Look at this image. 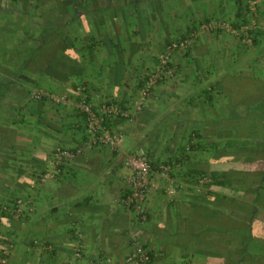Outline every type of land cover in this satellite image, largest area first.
Masks as SVG:
<instances>
[{
    "label": "crops",
    "instance_id": "0c3cea01",
    "mask_svg": "<svg viewBox=\"0 0 264 264\" xmlns=\"http://www.w3.org/2000/svg\"><path fill=\"white\" fill-rule=\"evenodd\" d=\"M19 1L0 0V251L13 249L11 264H133L127 257L135 245L152 255L151 264H235L236 259L239 264H264V250H250L252 242L246 254L232 258V231L247 232L250 222L230 212L225 203L230 201V190L198 186V171L220 172L229 168L228 161L217 164L210 147L185 156L177 147L180 139L177 146L175 141L180 130H204L211 136L209 132L226 118L212 119L216 112L225 114L227 105L221 100L206 103L203 95L207 81L222 89L223 75L207 80L204 72L205 67H221L226 59L224 51L217 54L221 36L209 42L201 39V53L192 52L191 70L184 67L179 78L161 82L147 95L148 101L144 99L143 110L135 111L139 91L157 63L146 52L148 40H154L147 39L145 10H131V15L83 8L42 13L29 4L33 0L27 4L24 0L19 10L15 7ZM242 4V0L216 1L201 17L207 11V18L227 11L240 14ZM135 25L137 33L131 27ZM56 27L72 35L74 47L68 38L64 44L55 43ZM59 48L67 56L64 62L53 53ZM78 85H86L95 106L115 100L134 111L132 122L131 118L117 122L124 138L116 151L90 141L74 105ZM167 86L168 92L163 91ZM36 92L44 94L42 100L33 97ZM59 96H67L68 105L56 103L53 97ZM157 138L160 143L165 139V158L174 161L175 191H170L169 180L152 170L155 187L144 205L148 220L141 222L122 202L130 170L127 159L144 142L150 163L159 161L162 154L154 151ZM62 147L72 150L74 157L44 178L54 150ZM204 153L211 156L201 159ZM255 160H264V151ZM257 190L263 202L264 190ZM18 197L29 204L22 212L16 211ZM261 210L253 225L264 223ZM256 238L260 240L256 246L262 247L264 234ZM78 242L84 247L80 258L73 253Z\"/></svg>",
    "mask_w": 264,
    "mask_h": 264
},
{
    "label": "rangeland",
    "instance_id": "374dc122",
    "mask_svg": "<svg viewBox=\"0 0 264 264\" xmlns=\"http://www.w3.org/2000/svg\"><path fill=\"white\" fill-rule=\"evenodd\" d=\"M23 1L24 0H20L19 2L15 3V7L19 8V10H23V5L25 4V3H23ZM43 1L44 0H33L29 4L33 5L32 8L35 9L36 11H40V12L43 11L42 13H44L46 11H49V12L60 11L61 9H71V10L79 11L80 9H82L85 6L83 3H81V4L75 3L77 5H75V4L70 5V3L67 2L69 0L51 1L47 6H45V5L43 6V4L41 5V2H43ZM63 1H65V2H63ZM134 1L135 0H133V4L136 2V1L135 2ZM138 1L141 5L140 9H143L146 11V18L144 17V19H146L147 24H148V26L146 27L147 33H148L147 39H151V40L153 39L154 40V43H153V41L151 42L150 40H148L147 45L150 47L148 49H146V52L148 54L153 55L150 57L152 60L151 62H153V64H155V61H157L156 65L153 66V68H154L153 72H155L157 70V68L159 67V55L162 52H164L165 49L170 44L179 43L180 41H184L186 39L190 40L189 44H186L184 46L176 48V50L171 55V65L172 66H170V68H168V70L165 71V73L167 74V77H170V79L165 78L163 80H159L157 85L154 88H152L151 91H153V89L157 88V86L163 81H165V84H168V82H166V80L172 81L175 77L179 78V76H181V74H182V71H181L182 68L184 70V67L185 68L189 67V70H191V68L193 67L191 65V64H193V62L191 60V58H193L192 52L195 51V52L201 53V49L198 48L199 45H201L200 47H202V44L200 43L201 39H204L205 41L209 42V41H212L211 39L209 40V38L221 36L220 39H223V41H221L222 46H219V48H221V49L220 50L217 49L216 51L219 50L217 52V54L220 52H223V51L225 53L226 59L223 60V58L220 57L223 60L222 64H221V67L223 68V70L220 69L221 68L220 65H217L215 67L212 66L211 69L205 67L204 72L206 74L205 79H207V80H210V79H213L216 77H220L223 75L224 78H223V81L221 83L222 89L220 90L219 87L217 88V87L213 86L214 83L211 84L207 81L206 82L207 87L205 88L206 90H204V92H203V95L207 97V100L205 97H204V100L206 101V103L207 102L211 103L212 101H215L218 103V100L219 101L221 100L224 103H226L227 110H226L225 114H218L216 112L213 115H211V117L213 119V116H214V119L221 120L224 118V115H225L226 116L225 119L227 121L223 120V121H226L223 124H225L226 128L230 129L231 131H233L232 129L235 126L240 127V125L242 127V133L243 134L246 131L247 132L248 131H250V132L251 131H257L259 129V126H260L259 120L261 119L260 118L261 116L258 114H255V113L260 112L261 110H264V0H242V2H243V4H242L243 12L242 13L239 14L238 12L234 13V12L227 11L225 14H222V16L221 15L220 16H212V17L209 16L208 18L206 15H207L208 11L212 10V8H211L212 5L215 4L216 1L219 4V2H222L223 0H221V1L220 0H137V2ZM131 2H132V0H131ZM36 3H38L39 6H37ZM151 3H152V6H151ZM227 3L230 5L229 1ZM235 3H236V1H235ZM34 5H36V6H34ZM155 5H157V6H155ZM85 7H84V9H86ZM133 7L134 6L131 5V8H133ZM207 8H208V11L206 12L205 16L201 17L203 12H205ZM238 10H239V7H238ZM38 17L42 21L43 17H41L39 15H38ZM131 20H133L132 17H131ZM211 20L212 21L213 20L219 21V22L226 21V22H229L230 24L234 25L235 27L247 25L249 27L248 37H246L247 35L245 36L244 34L235 36V35L231 34L230 32L222 31L219 29H214V30L208 31V32H202L200 30L201 25L206 24V23H208V21H211ZM131 27H133V31L137 33L136 25L131 26ZM56 28L58 29L59 27H56ZM135 28H136V30H135ZM138 32L140 34H142L143 28L140 27ZM37 33H39V32H37ZM42 36H43V34H39L38 39L42 38ZM1 38L4 39V36L2 35ZM56 42L61 43V39H59V37H57L55 43ZM212 44L214 46V43H212ZM0 47H1V45H0ZM226 48L229 49V51H225ZM212 52H214V51L211 50L210 53H212ZM53 53L57 56V58H59L58 60H62V62L65 61L66 57L60 58V56H59L60 53L57 49H55ZM56 56H54V57H56ZM229 61H230V64H229ZM197 66L198 65H195V68H197ZM186 70L187 69H185V71ZM153 72H151V73H153ZM229 73H231V74H229ZM228 74H229V76H228ZM174 83H176V81H174ZM79 86H82V85H79ZM83 86L86 87V85H83ZM143 87H144V84L139 91V97L137 99L138 106H136L134 104L135 105V111H137V108L140 109V107L143 106V104H145L148 101L146 99L147 96L145 98H143V96H142ZM162 90L165 92H168L169 87L168 86L162 87ZM168 97H171V95L169 93H168ZM35 99L41 100L38 98H35ZM144 99H146L147 101H145ZM91 103H93V102H91ZM64 105H68V104H64ZM144 107H142L138 111H142ZM230 107L232 109L234 108V110L237 113H231ZM217 108H219V105ZM260 108H262V109L260 110ZM126 110H128V109H126ZM132 110H134V109H132ZM228 110H229V112H228ZM251 111L255 112V113H253L255 115L251 114L248 116L247 115L248 112H251ZM133 112L134 111H131V113H130V111H128V113L131 116L130 117L131 122L133 120ZM234 114H235V116H237V115L242 116L245 114L246 115L244 118H242L243 120L241 119V120L237 121V119L233 118V116H232ZM130 118H124L123 117L122 119H124V120L122 122H124L125 120H129ZM245 125L247 127L246 129H245ZM224 127L221 128V124H219L218 127L216 128V131H210L209 132L211 134V136L205 135L204 130H190V131L180 130V131H177V132H175V134L177 136L176 140H175V141H177L176 146L178 143L181 142L179 144V146H177V147H180V149L183 150V155L188 156L189 152H191L192 155H195L196 153L193 154L192 151H196V150H192L190 148V145L192 143H195V141H197V143H199V141H201L200 139H198L196 132H200L202 134L201 139H205L207 137V140L205 139V141L203 143L210 142L212 140L213 141L217 140V141H221L222 143H225L227 135H226V132L224 131L225 130ZM114 130H121L122 133L124 132L123 129H120V128H116ZM181 133H182V135H180ZM257 133H258V131H257ZM230 136L232 139L237 140V137L234 133L231 132ZM168 137H169V134H168L167 138ZM179 139H180V142H179ZM156 140L159 141L158 138ZM164 140L165 139L163 138L161 143L159 141L158 145L157 144L155 145L154 151H156L157 154H162V157H160L159 161L151 163V166H152V170L154 172H156L162 179H166V180H169L171 182L170 191L173 192V191H175L174 190L175 182L172 179L174 161L173 160L167 161V159L165 158L166 153H165L164 149H165L166 145H164L165 144ZM238 141H239V143L236 146L240 151V155H239L240 157L238 160H234L231 162V164H232L231 167L234 169H236L237 167H239V165H241L243 163H247V161L249 160V157H252L249 154L252 155L253 153H255L256 154V155L254 154V158H255L258 155H260V152H261V151L256 152V148H257L255 145L256 141L253 142L252 140L247 139L246 135L241 136L238 139ZM162 143H164V144L162 145ZM173 144H174V142H173ZM139 145L140 146H138L136 149L138 150V149L142 148L147 153L148 157H151V155L149 154V151L147 150L146 146L144 145V142L140 143ZM101 146H103V145H101ZM225 148H226V151H229V147H225ZM237 148H234V149L236 150ZM223 149H224V147H223ZM111 151H116V150H111ZM210 151H211V149H210ZM201 154H202V152L200 153V155ZM210 156H211V153H210V155L209 154L205 155V153H204V155L200 156V158L201 159L205 158V160H207L208 159L207 157H210ZM162 158H165V159H162ZM51 162H52V158L50 159V162H49L51 169L49 171H46L43 173L44 178H45V174L49 173V175H48V178H49V177H51V174H53L54 171H57L59 169V166H56V167L54 166L55 168L53 169ZM155 166H156V169H155ZM162 171H165L166 173L163 174ZM130 173H131V171L129 170V173L125 177V183H126V186L124 188L125 189V196L130 191V186L128 185V180H127V177L130 175ZM156 173H155V175H156ZM212 177L213 176L211 175V172H209V171H206L201 176H198L197 181L199 183L198 184L199 188H201V187L205 188V186L206 187L210 186L211 183H213ZM150 178H151L152 189H153L155 187V181L152 180V177H150ZM256 182H257V180H256ZM257 184H258V182L256 183V185H254V187L257 188ZM234 185H237V183H235ZM254 187L252 188V190L254 189ZM249 190H250V188L248 187L247 191L241 190L239 193L231 192L230 194H231V197L236 196V197H240V198L245 199V200H251L253 194H251V192H248ZM246 193L249 194L248 198L245 196ZM125 196L123 197V199L125 198ZM249 196L251 197L250 199H249ZM20 198L21 197H18L17 200ZM123 199H122V202H123ZM18 203L20 205V212L23 211L24 206H29V204H26V202L24 201L23 198L18 200ZM225 203H228V202L226 201ZM254 203H255V201H254ZM261 206H264V201L262 203H260L259 207L261 208ZM257 207H258V205H257ZM262 208L264 209V207H262ZM132 209L134 210V208H132ZM28 210L32 211L30 209V207ZM144 210H145V208H144ZM145 213L147 215V220H148V214H147L146 210H145ZM233 216H235V215H233ZM137 218L139 219L138 216H137ZM139 221H141V220L139 219ZM263 234H264V223L259 221V222L255 223V234L254 235H256V237H258V236H261ZM251 240L253 242L250 244L251 245L249 247L250 250H253L256 252L258 250H264V242H263V246L260 247L261 248L260 249L255 244L257 241H260V240L257 238H254V237H251ZM78 246H81L82 249H84L83 243H79V242L75 245L74 249ZM74 249H73V253H74ZM12 250L13 249L11 248V250H9L10 252L6 256L7 257V263L6 264H11V262H12V256H11L13 253ZM4 251H5V249L0 251V264H2L1 262L4 259L3 258L4 257L3 256ZM129 255L127 257V261L129 263H131V261L129 260ZM105 261H108V260L105 259ZM99 263H101V262H99Z\"/></svg>",
    "mask_w": 264,
    "mask_h": 264
},
{
    "label": "trees",
    "instance_id": "16d2710c",
    "mask_svg": "<svg viewBox=\"0 0 264 264\" xmlns=\"http://www.w3.org/2000/svg\"><path fill=\"white\" fill-rule=\"evenodd\" d=\"M51 1H56V0H44L43 2H41V5L43 4V6H47ZM136 1V2H135ZM134 4H133V0L131 2V0H89L88 3H85L84 4V1L82 2L81 0H69L67 2L71 4H75V3H83L85 6L86 9H97V10H105V11H125L126 13H130L131 15V10H138L140 9V3L139 1L137 2V0H135ZM65 2V1H63ZM26 4H27V1H26ZM64 4V3H63ZM37 6L38 3H36ZM68 5V4H67ZM77 5V4H75ZM131 5H133L134 7L131 8ZM154 5V4H153ZM151 6H152V3H151ZM157 6V5H155ZM83 7V9H84ZM127 15V14H126ZM129 15V14H128ZM80 20V19H78ZM56 33H55V36L59 37L61 39V44H64V38H68L70 39L69 40V45L73 46L74 47V43H73V38L70 37L72 35H68V34H64V31H63V27H60L59 29H56ZM75 27L72 29V32H75ZM76 40H78L79 38V33L76 32ZM72 38V39H71ZM27 38H23V40H26ZM21 40V39H20ZM66 43V42H65ZM64 48V47H63ZM60 53V57H67L65 54H64V50L61 48L57 49ZM25 78V77H24ZM147 78L146 77V81H147ZM79 86V85H78ZM78 86H74L76 89ZM87 92H88V101L89 102H92L90 96H89V91L87 89ZM78 98V96H77ZM43 98H41L42 100ZM45 101V100H43ZM108 101V100H106ZM115 103H117L115 100H113ZM93 104V103H92ZM102 104V103H101ZM101 104H99L98 106H100ZM119 104V103H118ZM122 109H127L124 105H121ZM98 106H95L93 104V108L94 109H98ZM263 107V106H262ZM77 111H78V114L80 115V118H82V120L84 121V124H85V121H86V114L82 111H80L79 108H76ZM262 108H260L261 110ZM231 113H237L234 108L231 109ZM255 112H248V116L253 114ZM261 113V114H260ZM255 114H258L260 115L261 119L259 120V129L257 131H246L244 132V134L242 133V127L240 125L239 126H235L231 131L230 129L226 128L225 123L226 121H221V128L223 127V125L225 126L224 127V131L226 132V135H227V138H226V141L225 143H222L221 141H210V142H206V143H203V141L201 140L202 138V134L200 132H196V135L198 137V139H200L201 141H199V143H197V141H195V143H192L190 145V148L192 150H209L208 147L211 148V150L215 153L214 155V160L217 164H219V160L221 159H224V160H227L229 164V168L223 170V171H220L218 172V170H215V172H211V175L213 176V183H211V185H218L222 188H227V190L229 189L230 192H235V193H239L241 190H248L246 188L250 187V188H253L254 185H256V183L258 182V187H259V190L263 189L264 190V179H263V175H264V160H260V161H257L255 160L254 158V154L253 153L252 155L249 154L250 156L252 157H249V160L247 161V163H243L241 165H239L238 169H234L231 167V162L234 161V160H238L239 159V155H240V151L239 149L237 148L236 145H238L239 141L238 139L243 136V135H246V138L247 139H250L252 140L253 142L256 141V152L258 150L260 151H264V110H261L260 112H256ZM253 114V115H255ZM237 115V114H236ZM246 115V114H245ZM245 115H237L233 116V118L237 119L238 120H241L242 118L245 117ZM231 116V115H230ZM231 116V117H232ZM123 117H119L118 119H116L111 125H110V122H106L107 123V127H110L112 128L113 130L116 129V125H117V122L119 121H122L124 119H122ZM243 120V119H242ZM105 123V124H106ZM246 125H245V129H246ZM84 129L86 130V133L88 134V136L90 137V141H92L93 144H98V143H95L92 139V134L89 133V131L87 130V127H86V124H85V127ZM234 133L237 137V140H234L231 138L230 136V133ZM259 139H263V141H259ZM224 147V149H223ZM225 147H229V151H226V148ZM237 148L236 150L234 148ZM62 150H68V149H65V148H61ZM55 151V150H54ZM71 152H73L72 150H70ZM234 151V152H233ZM74 153V152H73ZM54 154V152H53ZM256 155V154H255ZM64 161L65 159L63 160V162L59 165V167H61L62 164H64ZM228 166V165H227ZM243 170H247L248 171V174L245 173ZM206 172V170H200L196 173V179L198 176H201L202 174H204ZM241 173V174H240ZM257 180V182H256ZM235 183H237V185H234ZM244 189H242V188ZM258 188L254 187L253 191L251 192L252 195V198L249 196V199L251 198V200H245V199H242L240 197H236V196H232L230 198V201H228L229 203H226L227 205L229 204V210L230 212L232 213V215H237L239 217H241L242 219H246L247 221L250 222V227L248 228V231L244 232L243 230L239 231V230H233V236H232V248H231V251H232V258L235 259V257L240 253L242 256L244 254H246V250H247V245L249 246V244L251 242H253L251 240V237H254L256 238V235L255 234V225H253V222L256 221V219H258L259 217V214L261 213V208L259 207L260 206V203H262V198H261V194H259ZM248 193L245 194V196L248 198ZM259 196V197H258ZM255 201V203H254ZM259 204V205H258ZM258 205V207H257ZM222 206V204H221ZM264 207V206H263ZM263 212H264V209H263ZM253 221V222H252ZM244 232V233H243ZM243 233V234H242ZM249 243V244H248ZM219 245V244H217ZM218 247V246H217ZM226 249H228V246L226 245ZM246 248V249H245ZM218 253H222V250L221 248L218 249ZM236 254V255H235ZM150 255V264H151V259H152V255L149 253ZM239 262V259H236L235 260V264H239L237 263ZM234 264V263H232Z\"/></svg>",
    "mask_w": 264,
    "mask_h": 264
},
{
    "label": "built area",
    "instance_id": "2783aa9c",
    "mask_svg": "<svg viewBox=\"0 0 264 264\" xmlns=\"http://www.w3.org/2000/svg\"><path fill=\"white\" fill-rule=\"evenodd\" d=\"M214 29L227 31L235 36L244 34L245 36L247 35L246 37H248L249 27L247 25L235 27L229 22H219L214 20L208 21V23L203 24L200 27L202 32L212 31ZM189 43V39L180 41L179 43H172L165 49L164 52L159 55V67L155 72L148 76L147 81L142 89L143 98L149 94L151 89L157 85L159 80H163L165 77H167L165 71H167L171 66V55L176 50V48ZM76 90L78 98L75 100V106L86 114L85 124L89 133L92 134L93 141L111 150H117L124 138V135L121 130H113L112 128L107 127V123L110 122L111 125L119 117L130 118L131 116L128 113V110L122 109L118 103H115L112 100L104 101L100 106H98V109H94L93 104L88 101L87 87L83 85L78 86ZM33 97L41 99L43 94L36 92L33 94ZM53 99L58 104L64 105L69 103L67 96L53 97ZM72 157H74L73 152L57 148L54 151L51 165L54 169L56 166H59L64 159ZM127 165L131 171L130 175L127 177L130 191L126 194L123 202L129 207L134 208V211L141 222H146L147 215L144 210V205L152 190L150 178L152 166L149 161V157L147 153L142 148H140L128 156ZM162 173L164 174L166 172L162 171ZM48 175L49 173L45 174V178H48ZM16 211L20 212L19 203ZM9 250H11V248L5 249L3 255L4 259L1 262L2 264L7 263L6 256L10 252ZM82 254L83 249L81 246H78L74 249V257L80 258ZM129 260L133 264H150V255L146 249L135 245L134 250L129 255ZM98 264L104 263L101 262Z\"/></svg>",
    "mask_w": 264,
    "mask_h": 264
}]
</instances>
